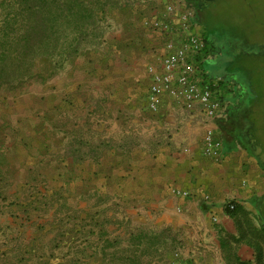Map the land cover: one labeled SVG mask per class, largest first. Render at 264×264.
Returning a JSON list of instances; mask_svg holds the SVG:
<instances>
[{
	"label": "crops",
	"instance_id": "obj_1",
	"mask_svg": "<svg viewBox=\"0 0 264 264\" xmlns=\"http://www.w3.org/2000/svg\"><path fill=\"white\" fill-rule=\"evenodd\" d=\"M163 4L146 0V11L129 15L119 35L77 56V117L95 102L80 97L85 88L100 82L107 91L106 128L77 127V155L51 140L61 133L41 123L39 101L37 113L29 101L19 118L0 111V264L96 263L115 234L163 228L184 231L185 256L194 263L229 264L231 246L241 261L253 259V249L236 241L247 226L260 230L264 170L257 157L233 125L209 121L199 107L189 112L166 96L156 112L147 108V66L165 41L148 21ZM209 127L223 140L218 159L203 152ZM229 203L233 216L225 213Z\"/></svg>",
	"mask_w": 264,
	"mask_h": 264
},
{
	"label": "trees",
	"instance_id": "obj_2",
	"mask_svg": "<svg viewBox=\"0 0 264 264\" xmlns=\"http://www.w3.org/2000/svg\"><path fill=\"white\" fill-rule=\"evenodd\" d=\"M219 1L226 0H193L195 20L204 24L210 34V38L204 37L205 55L212 53L211 35L213 25L218 21ZM106 2L107 0H0V86L10 88L24 82L31 65L39 58H51L57 65H62L78 55L83 47L98 46L103 41L104 33L99 31L101 23L105 21ZM232 7L234 9L233 5ZM238 7L248 20L239 26L230 23L227 30L245 43L242 47L244 50L248 49V53L227 55L225 61L230 63L233 58H238L239 63L235 62V65H241L242 69L234 68L231 74L241 77L244 72L248 78L258 83L253 86L241 82L242 89L237 97L231 99L233 105L238 103L236 109L239 120L234 133L246 149L257 157L264 170V20L259 17L262 9L254 0H240ZM229 18L234 16L230 14ZM200 64L207 69L203 63ZM220 86L224 93L229 92L224 82ZM238 96H242L241 99L238 100ZM235 212V207L225 211L227 216H233ZM257 217L260 230L247 226L249 229L242 232L236 241L243 240L253 249V259L241 261L231 246L229 264H264V195L258 205ZM145 239L153 238L144 230L129 234V242L135 246H140ZM107 243L103 242V251ZM103 255L105 257L106 253Z\"/></svg>",
	"mask_w": 264,
	"mask_h": 264
},
{
	"label": "rangeland",
	"instance_id": "obj_3",
	"mask_svg": "<svg viewBox=\"0 0 264 264\" xmlns=\"http://www.w3.org/2000/svg\"><path fill=\"white\" fill-rule=\"evenodd\" d=\"M180 1L182 2V0H166V3L167 5L178 7ZM254 1L262 9L259 11V17L264 20V0ZM237 2L238 4H236ZM188 3L194 9L193 0H189ZM239 3L240 0H234L233 3L231 0H226L224 2L219 1L217 5L218 21H216L215 24L213 23L214 25L212 24L213 34L211 36L222 46V55L218 58L209 59L205 63V67L208 70L213 69L216 74H226L227 72L234 71V68L242 69L241 65H235V62L239 63L238 58H233L230 63H226L225 58L227 55L233 56L240 55L241 53H248V49L244 50L242 47L245 43L238 37L233 36L229 29L227 30L230 23L239 26L246 23L248 20L247 17H243L241 9L238 7ZM144 4H146V0H107L105 6V21L101 23L99 31L104 33L103 41L98 46L111 39L112 36L119 35L125 25L128 24L129 15L140 11V8H142ZM231 4L234 6V9ZM234 4L237 5L236 8ZM165 6V4L162 5L158 12L159 14L157 13L158 16H161ZM144 8L146 11L147 7ZM144 10L143 8L141 9V11ZM230 14H232L234 18H229ZM148 27L152 29L149 25ZM199 27L201 36L209 37L210 34L207 31V27L204 24H199ZM262 27H264V24ZM98 46L83 47L79 54L88 53L95 50ZM252 52L256 53L257 50H252ZM78 55H74L69 61L62 65H57L54 59L51 58H39L31 65L30 73L24 82L16 87L9 88L4 85L0 86V111L3 110L2 113L8 116L16 118L21 117V113L24 110L23 108L28 105L29 101L35 104L33 107L35 113H37L36 109L38 110V108H40L37 107V102L39 101V103L44 104L43 110L46 114H43L41 123L49 125L61 133H54L57 139L52 138L51 140L64 141L66 144V155H71V151L77 155V127L78 129L82 127L86 131H89L90 127H93L94 131L95 129L105 130L106 128L105 119L101 114L102 111L106 110L104 105L107 95L106 84L101 85L100 82H98L99 86L96 89L92 87L85 88V93L81 94L80 97H83L85 100H94L95 102L92 103L93 105L88 103L86 106H83V113L80 117H77V109L80 108V106H77ZM242 73V78L237 75L236 78L239 82H245L247 84L245 78L246 73ZM79 77L87 79L86 75L83 74ZM219 89L222 93L223 90L221 86H219ZM28 95H33L34 98H29L27 97ZM79 118H81L80 122H78ZM235 120L236 117H234L233 121ZM215 129V134L220 137L219 129ZM89 134V132L84 133L85 138H88ZM146 232L147 235L153 239H145L140 246L139 244L136 246L130 244L131 241L129 242V235L127 233L122 236L120 234H115L113 238L108 240L109 242L107 245H105L106 255L105 257L103 255L101 261L84 264H197L190 260L191 258L185 256L186 250L190 247L184 246V231L181 232L179 230L175 231L169 228H163L160 231L146 230ZM10 243V241H6L2 244L6 245ZM196 248L200 249L201 247L196 246ZM58 264L81 263L63 261Z\"/></svg>",
	"mask_w": 264,
	"mask_h": 264
},
{
	"label": "built area",
	"instance_id": "obj_4",
	"mask_svg": "<svg viewBox=\"0 0 264 264\" xmlns=\"http://www.w3.org/2000/svg\"><path fill=\"white\" fill-rule=\"evenodd\" d=\"M148 25L165 36L163 53L147 66L150 86L147 108L156 112L166 96L178 101L189 112L199 107L203 115L211 122L225 121L228 111L233 106L235 87L223 76L214 75L202 68L212 58V53L205 55L206 42L200 34V27L195 20V11L187 0L179 2L178 7L166 5L161 16L148 21ZM224 82L228 93L220 91ZM230 89V90H229ZM203 152L218 159L223 152V140L209 127L202 137ZM174 194L188 197L189 192L175 189ZM208 200V197H205ZM230 209L233 203L228 204ZM212 221H218L216 216Z\"/></svg>",
	"mask_w": 264,
	"mask_h": 264
},
{
	"label": "flooded vegetation",
	"instance_id": "obj_5",
	"mask_svg": "<svg viewBox=\"0 0 264 264\" xmlns=\"http://www.w3.org/2000/svg\"><path fill=\"white\" fill-rule=\"evenodd\" d=\"M211 47H212L211 48L212 58L221 57L222 46L220 45V43L218 41L215 40V38H213V40L211 41ZM231 73H233V72H227L226 74H220V75H222L226 80L232 81V83L235 87L234 93L232 95H233V97L234 96L237 97V94L242 89L243 85L241 84V82L238 81L236 76L232 75ZM245 78H246V82L250 85L253 84V86H255L256 83H258V82H254L253 79L248 78L247 75H245ZM260 82H261V80H260ZM241 97L242 96H238V100L241 99ZM237 104H234L233 106H231L230 110L228 111V116H227V120H226L227 122L225 121L226 123L233 125L234 128L236 127V125H238V120H239V116H238L237 109H236ZM234 117H236L235 121H233Z\"/></svg>",
	"mask_w": 264,
	"mask_h": 264
}]
</instances>
